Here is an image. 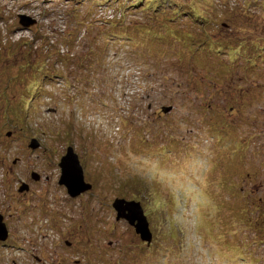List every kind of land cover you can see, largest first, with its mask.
Instances as JSON below:
<instances>
[{
    "label": "rangeland",
    "instance_id": "rangeland-1",
    "mask_svg": "<svg viewBox=\"0 0 264 264\" xmlns=\"http://www.w3.org/2000/svg\"><path fill=\"white\" fill-rule=\"evenodd\" d=\"M121 1L0 0V264H264V0Z\"/></svg>",
    "mask_w": 264,
    "mask_h": 264
},
{
    "label": "water",
    "instance_id": "water-1",
    "mask_svg": "<svg viewBox=\"0 0 264 264\" xmlns=\"http://www.w3.org/2000/svg\"><path fill=\"white\" fill-rule=\"evenodd\" d=\"M20 19L22 21L26 18L22 17ZM33 23L34 21H29L26 27ZM170 110L171 108H162L164 113H168ZM38 147L39 143L36 140H32L29 144L31 150H36ZM59 168L60 177L58 184L65 187L66 193L70 198H77L81 194L90 191L91 185L84 181L82 167L77 155L73 152L71 147H68L66 154L61 157ZM31 177L33 180H38L39 178L35 173H32ZM21 186L19 192H22L27 188L25 185ZM112 208L116 213V220L126 221L135 229L136 234L140 236L141 240L146 241L148 244L151 242L152 235L140 203L117 199L114 201ZM7 236V229L0 219V242H4L7 239Z\"/></svg>",
    "mask_w": 264,
    "mask_h": 264
},
{
    "label": "trees",
    "instance_id": "trees-1",
    "mask_svg": "<svg viewBox=\"0 0 264 264\" xmlns=\"http://www.w3.org/2000/svg\"><path fill=\"white\" fill-rule=\"evenodd\" d=\"M153 2H155V3H157V4H159V7H158V9H157V11L161 8V6L162 5H164L163 4V0H152ZM120 3H122V6L123 7H125V8H127L126 6H129V5H126V3H125V1L123 0V1H121ZM124 4V5H123ZM144 10H146V7L144 6V8L143 9H140V12H142V11H144ZM161 13H163V12H161ZM186 14H187V17H188V13L186 12ZM185 14V15H186ZM159 34H161V31H162V29L161 30H159V29H156V28H154ZM190 45V44H189ZM189 45H187L188 46V49H189ZM205 46L207 45V44H204ZM228 50V49H227ZM210 52H213L212 50H210ZM217 52V51H216ZM251 59H252V57L249 59V61H246V62H250L251 61ZM251 66V65H250ZM231 70V69H230ZM230 70H228L229 72H230ZM254 72V71H253ZM257 72V70L254 72V73H256ZM231 126H232V124H230ZM230 126V127H231ZM211 131L209 132V138L210 139H223L224 140V136L226 135H223V131H224V129H225V125H224V123H223V120L222 119H217V120H215L214 121V123L211 125ZM224 128V129H223ZM233 133H234V131H233V128L231 127L230 129H228V131H227V134H229V136L232 138L233 137ZM234 138V137H233ZM226 139V138H225ZM241 196H243V194H240V193H237V192H235V188H233L232 187V189H231V196H230V201L232 200V199H235V198H242ZM243 199H244V197H243ZM243 202H244V200H243ZM253 209L254 210H256V211H258L259 212V210L261 209V208H259V206H254L253 207ZM258 218H259V220L264 224V212H262V211H260L259 212V214H258Z\"/></svg>",
    "mask_w": 264,
    "mask_h": 264
},
{
    "label": "flooded vegetation",
    "instance_id": "flooded-vegetation-1",
    "mask_svg": "<svg viewBox=\"0 0 264 264\" xmlns=\"http://www.w3.org/2000/svg\"><path fill=\"white\" fill-rule=\"evenodd\" d=\"M30 177H31V175H30ZM38 177H39V175H38ZM39 180H40V177L38 178V180H33L32 179V181H34V182H39ZM21 185H25V186H27V188L24 189V191L19 192V188L22 187ZM30 190H31V184L23 182L18 187L17 192L19 194L27 195L30 192ZM0 219H1V222L5 225V227L7 229V232H8L7 239L4 242H0V246H10L11 248H14L13 245H10V243H9L12 236H11V232L9 231V228H7V221L5 220V216L3 214H0Z\"/></svg>",
    "mask_w": 264,
    "mask_h": 264
}]
</instances>
